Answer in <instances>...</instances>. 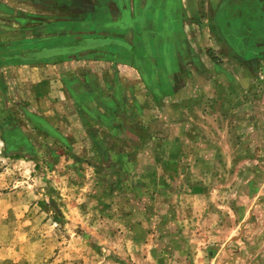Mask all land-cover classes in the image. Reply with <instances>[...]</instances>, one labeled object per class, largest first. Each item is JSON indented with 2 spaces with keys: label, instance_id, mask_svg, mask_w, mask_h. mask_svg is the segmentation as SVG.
Wrapping results in <instances>:
<instances>
[{
  "label": "rangeland",
  "instance_id": "rangeland-1",
  "mask_svg": "<svg viewBox=\"0 0 264 264\" xmlns=\"http://www.w3.org/2000/svg\"><path fill=\"white\" fill-rule=\"evenodd\" d=\"M220 69L161 103L155 141L114 188L90 143L29 121L30 75L0 64V129L36 151L12 158L0 135V264H264V84L225 70L247 80L240 99Z\"/></svg>",
  "mask_w": 264,
  "mask_h": 264
},
{
  "label": "crops",
  "instance_id": "crops-1",
  "mask_svg": "<svg viewBox=\"0 0 264 264\" xmlns=\"http://www.w3.org/2000/svg\"><path fill=\"white\" fill-rule=\"evenodd\" d=\"M0 64L30 75L29 112L69 147L90 143L98 184L112 185L184 87L210 84L220 68L240 99L247 80L225 70H253L264 84V0H0Z\"/></svg>",
  "mask_w": 264,
  "mask_h": 264
},
{
  "label": "trees",
  "instance_id": "trees-1",
  "mask_svg": "<svg viewBox=\"0 0 264 264\" xmlns=\"http://www.w3.org/2000/svg\"><path fill=\"white\" fill-rule=\"evenodd\" d=\"M25 116L31 122H35V123L40 122V121H38V119H36L35 117H33V116H31V115H29L27 113L25 114ZM40 125H41V122H40ZM0 135L2 137V140L6 143V146L8 147V151H7L6 148H5V150L7 152H9V155L13 156L12 158H21L22 157L20 154H18L19 150L21 152H22V150H23V152L25 151V153H27L32 158L35 157L36 151L34 150L32 145H30L29 143L26 142L25 138L22 136V134L19 132V129L15 125L5 127V129H0ZM52 135L54 137H57L58 139H60L54 133H52ZM100 149H101V145H98L97 146V150H98L99 153L101 152ZM112 167H114V166H112ZM114 170H115V172L112 171L113 175L115 176L114 178H117V181H118V180H120V176H121V173L118 171L119 170V166H117V167L115 166ZM112 187H114V188L116 187V181L113 182ZM51 204H53V203L50 200L48 205H51ZM38 205H39L40 208H45L46 207V204L43 201L39 202Z\"/></svg>",
  "mask_w": 264,
  "mask_h": 264
},
{
  "label": "flooded vegetation",
  "instance_id": "flooded-vegetation-1",
  "mask_svg": "<svg viewBox=\"0 0 264 264\" xmlns=\"http://www.w3.org/2000/svg\"><path fill=\"white\" fill-rule=\"evenodd\" d=\"M8 142V141H7ZM6 144V143H5ZM10 147V146H9Z\"/></svg>",
  "mask_w": 264,
  "mask_h": 264
}]
</instances>
